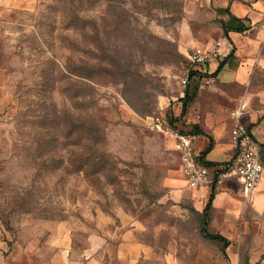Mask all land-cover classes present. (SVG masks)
Segmentation results:
<instances>
[{"label": "rangeland", "instance_id": "374dc122", "mask_svg": "<svg viewBox=\"0 0 264 264\" xmlns=\"http://www.w3.org/2000/svg\"><path fill=\"white\" fill-rule=\"evenodd\" d=\"M196 47L216 53L192 63ZM240 99L264 159V0H0V264H264L261 181L216 187L223 248L201 232L211 184L174 148L231 131Z\"/></svg>", "mask_w": 264, "mask_h": 264}, {"label": "built area", "instance_id": "2783aa9c", "mask_svg": "<svg viewBox=\"0 0 264 264\" xmlns=\"http://www.w3.org/2000/svg\"><path fill=\"white\" fill-rule=\"evenodd\" d=\"M216 53V48L196 47L188 53L192 63L205 64ZM188 79L184 80V83ZM246 104L240 99L231 110L233 119L231 136L236 146L235 156L219 165L204 164L195 151L194 135L190 132L176 131L174 148L181 159V171L192 186L223 184L236 180L245 190H254L262 179L264 164L260 155V145L246 120Z\"/></svg>", "mask_w": 264, "mask_h": 264}, {"label": "crops", "instance_id": "0c3cea01", "mask_svg": "<svg viewBox=\"0 0 264 264\" xmlns=\"http://www.w3.org/2000/svg\"><path fill=\"white\" fill-rule=\"evenodd\" d=\"M230 8H231L233 13H235L236 15H238L240 17H243V15L246 13V9L243 6L239 5L236 1L231 3ZM236 34H237V31H230L229 34L227 35L228 38L231 40V42H234L232 40V38L235 39L236 38ZM221 61L213 63L214 64V70H215L214 74H218L219 73V76L222 78L223 81L230 80L234 76H238L239 75V72L233 73L231 70H229L227 68V66L225 67L226 63L224 64V66L222 67L221 70H218ZM188 106H187V108H186V110L184 112H187V110L189 109ZM182 108H183V103H182ZM229 118L232 120V124H233V119L231 117H229ZM228 123H229V121L223 122V120H222L218 124H216V126L215 125L213 126V133H214V138H215L214 140L212 138H210L209 136H207V135H204L202 137H200L198 135L196 136L191 131L192 134L194 135V145L196 147L195 151H196V153L199 156L202 155L204 157V159H207V160L212 161V162H219L220 164L229 161L230 159H232V157L235 156V153H236V146L234 147L235 144L230 142L228 139H224V138H229L230 137L231 131L227 128L228 127L227 126ZM250 127L252 128L253 132H255L254 134H256V133L258 134L259 133V131H260V129H259L260 126L259 125H250ZM194 131H196V130L194 129ZM196 137H197V139H196ZM195 139H196V143H195ZM199 139H202L201 144H197ZM259 145H260V143H259ZM232 149H233V151L235 149V153H233L231 156L228 157L229 150H232ZM260 155H261L262 162L264 164V159L262 157L261 152H260ZM185 180H186V178H185ZM260 184H261L260 187H264V170H263V175H262V179H261ZM209 186L210 185H203L202 186L203 187L202 192H207ZM217 186L218 185H216V187ZM211 192H212V185H211V190H210V193H209V197H208V200H207V202H206V204L204 206V209H205V207H206V205H207V203L209 201ZM216 193L217 192L215 190V196H216ZM212 205H213V203H212Z\"/></svg>", "mask_w": 264, "mask_h": 264}, {"label": "trees", "instance_id": "16d2710c", "mask_svg": "<svg viewBox=\"0 0 264 264\" xmlns=\"http://www.w3.org/2000/svg\"><path fill=\"white\" fill-rule=\"evenodd\" d=\"M226 9L233 16L234 21L239 22V21H241V19H243L242 17H240V16L236 15L235 13H233L232 10H231V8L229 6ZM223 28L225 30V33L228 35L230 31H241L245 27L240 26V25H234V23H232V24H223ZM234 52H235V46H233V48H232L231 52L229 53V55L233 54ZM226 57L223 58V60L220 62V65H219L218 70H221L222 67L224 66V64L226 63V60H227ZM195 73H199V72H197V71H191L190 72V75H193ZM185 92H186L185 95L180 98V100L183 103V111H185L186 108H187V106L193 101V97L189 94V92H188L187 89L185 90ZM261 150L262 149H261V145H260V152H261ZM199 157H200L201 161L204 164H207V165H210V166L219 165L220 164L219 162H212V161H209L207 159H204V157L202 155H200ZM224 163H226V162H224ZM221 164H223V163H221ZM215 188H216V184L213 183L212 184V192L210 194L209 201H208V203H207V205H206V207H205V209L203 211L204 220H203V224H202V227H201V232L203 234H205L209 238L222 241L223 242V248H225L229 244V242H230L229 239L225 235H223V234H220V233H211L208 230V224H209V220H210V215H209V212L208 211H209V208H211L212 203H213V200L215 198Z\"/></svg>", "mask_w": 264, "mask_h": 264}]
</instances>
